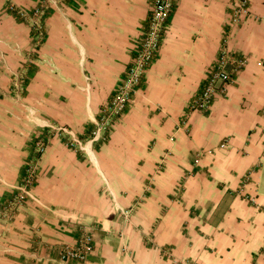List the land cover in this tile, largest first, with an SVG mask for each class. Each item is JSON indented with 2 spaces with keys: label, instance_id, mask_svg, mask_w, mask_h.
<instances>
[{
  "label": "crops",
  "instance_id": "1",
  "mask_svg": "<svg viewBox=\"0 0 264 264\" xmlns=\"http://www.w3.org/2000/svg\"><path fill=\"white\" fill-rule=\"evenodd\" d=\"M151 1L66 0L43 17L39 39L0 0V209L35 141L47 143L37 200L0 220V264H84L58 260L84 232L93 237L85 264H264V0H249L239 26L229 23L232 0H174L158 52L93 144V161L43 126L90 136L139 47ZM14 2L30 10L38 0ZM224 39L246 65L209 109L189 110ZM104 178L130 208L127 219Z\"/></svg>",
  "mask_w": 264,
  "mask_h": 264
},
{
  "label": "built area",
  "instance_id": "2",
  "mask_svg": "<svg viewBox=\"0 0 264 264\" xmlns=\"http://www.w3.org/2000/svg\"><path fill=\"white\" fill-rule=\"evenodd\" d=\"M9 11L15 13L23 20L29 21L39 39L44 35L42 19L47 12L58 7L66 0H38L30 10L18 6L14 0H6ZM174 6V0H152L148 25L143 34L139 47L130 62L120 84L114 89L109 101L105 103L99 112V116L93 119L94 128L86 139L79 138L76 133L63 124L47 121L44 127L51 130L55 136H61L66 144L76 150L83 151L91 161L95 159L93 144L102 139L111 124L117 120L126 110L132 95L138 90L142 77L148 66L158 52L163 33L167 29L168 20ZM250 15L249 0H232V11L229 23L231 26L239 25L244 18ZM218 58L212 67L207 82L202 91L190 103L189 110H207L212 105L218 93L226 92V86L233 84L236 74L245 67L247 58L244 55H235L230 52L227 39H224ZM20 77L14 74V89L16 96L21 92ZM226 141L221 145H225ZM36 156L26 165L19 183L12 185V194L0 209V220H9L14 216L16 209L27 199L37 200L32 191V185L36 178L38 157L46 150V139L38 138L35 143ZM104 191L109 194L113 209L122 219L130 215V208L119 203L112 192L107 180L104 178ZM93 252V237L90 232L82 233L75 244H65L58 252L60 262L78 261L86 263L89 255Z\"/></svg>",
  "mask_w": 264,
  "mask_h": 264
},
{
  "label": "rangeland",
  "instance_id": "3",
  "mask_svg": "<svg viewBox=\"0 0 264 264\" xmlns=\"http://www.w3.org/2000/svg\"><path fill=\"white\" fill-rule=\"evenodd\" d=\"M241 24V23H240ZM239 24V25H240ZM239 25H237V26H239ZM0 61H2V63L3 64H5V61H4V58L3 57H1L0 56ZM15 99L19 102V103H21V101H20V99H18L19 97H17L16 95H15ZM24 103H21V105H23ZM24 108H26V111L29 113V115H30V117H32V116H38V111L36 110V108H35V106H30V105H24ZM38 118H41V117H38Z\"/></svg>",
  "mask_w": 264,
  "mask_h": 264
}]
</instances>
